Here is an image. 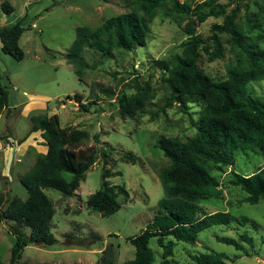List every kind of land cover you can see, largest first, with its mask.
I'll use <instances>...</instances> for the list:
<instances>
[{
    "label": "rangeland",
    "instance_id": "rangeland-1",
    "mask_svg": "<svg viewBox=\"0 0 264 264\" xmlns=\"http://www.w3.org/2000/svg\"><path fill=\"white\" fill-rule=\"evenodd\" d=\"M3 1L14 11L6 15L0 8V27L23 21L26 29L19 40L23 60L16 61L0 51V74L10 86L9 107L0 116V191L10 190L11 197L27 198L20 178L34 165L37 156L46 152L40 133L28 136L33 115H58L62 127L86 132L87 138L78 150L102 148L108 156L107 164L98 158L72 197H63L54 190L44 191L54 205L52 232L56 244L24 247L16 264H102L103 258L109 256L113 264L132 260L134 247L127 240L139 235L152 221L158 202L166 195L158 175L169 166V161L157 143L162 137L186 141L196 134L193 123L198 120L201 106L187 104L183 110L176 102L170 103V93L164 83L166 72L157 65L181 56V44L188 38L189 18L175 22L158 14L150 24L144 46L130 53L112 50V58L105 61L88 53L86 62L96 68L85 70L80 82L72 64L64 58L75 39V29L96 30L105 20L130 13L131 0H0V4ZM177 1L195 7L206 0ZM216 5L224 7L226 14L235 11L234 23L246 43L264 51V0H220ZM222 23L223 16L210 17L198 25L196 34L209 39L212 25ZM217 35L223 48L222 58L209 62L201 52L198 66L209 78L219 82L227 79L230 66L245 65L246 58L228 34ZM139 87H148L149 92L144 111L133 118L120 116L115 100L100 93L101 89H109L134 95ZM248 92L256 99H264V81L252 82ZM75 94L82 95L86 105L90 101L96 105L89 113L79 111ZM94 135H98V143ZM126 153H132L137 162L127 161ZM234 161L232 168L211 172L221 194L201 202L200 207L206 214L228 212L232 216L247 217L255 222L257 229L250 224L238 227L234 223L228 228L212 227L199 234L194 246H176L173 259L178 264H190L191 255L204 252L223 253L236 258L239 264H264V202L246 203V194L228 183L230 170L242 176L250 175L264 167V158L249 151H238ZM103 168L113 176L109 182L124 190L119 196L120 210L109 217L92 214L86 207L89 195L100 187ZM12 229L24 236L29 234L28 229H21L13 222L0 223L3 264H10L11 250L16 243ZM242 233L253 238L252 247L241 243L237 250L218 240L239 241ZM66 235L89 243L98 240V246L96 249L66 246L69 243ZM150 246L154 250L153 264H160L154 243Z\"/></svg>",
    "mask_w": 264,
    "mask_h": 264
},
{
    "label": "trees",
    "instance_id": "trees-1",
    "mask_svg": "<svg viewBox=\"0 0 264 264\" xmlns=\"http://www.w3.org/2000/svg\"><path fill=\"white\" fill-rule=\"evenodd\" d=\"M218 1L206 0L191 7L177 0H131L130 13L111 17L96 30L77 27L75 39L64 57L82 82L84 71L96 68L86 62L88 53L105 61L112 58V50L130 53L136 47L144 46L150 24L158 14L175 22L189 18L188 38L181 44V56H176L170 63L158 62L157 65L166 72L164 83L170 93V103L176 102L183 110L187 104L201 106L198 120L193 123L196 134L186 141L162 137L157 143L169 161V166L158 175L166 195L158 202L152 221L139 235L127 240L134 247V258L122 264H153L151 243L156 247L160 264H178L173 259L176 246H194L199 234L212 227L228 228L234 223L238 227L250 224L257 229L255 222L247 217L232 216L228 212L206 214L200 207L201 202L221 194L220 185L211 172L232 168L236 152L249 151L264 158V99H256L248 92L252 82L264 81V51L246 43L234 23L236 12L226 14L224 7L216 5ZM0 8L6 15L14 11L7 1H3ZM220 16H223V23L212 25L209 39L204 40L196 34L200 23ZM25 29L23 21L0 27V51L4 55L16 61L23 60L19 40ZM217 34H228L246 58L245 65L230 66L227 79L219 82L209 78L198 66L201 52L207 55L209 62L222 58L223 48ZM148 92V87H139L134 95H127L123 90L117 93L100 90L109 100H115L119 115L128 118L144 111ZM74 99L79 103V111L85 113L96 105L95 101L86 105L82 95L75 94ZM9 103L10 86L3 82L0 74V116ZM30 122L28 136L40 133L46 152L39 154L34 165L20 178L27 198L11 197L10 190L0 191V223L13 222L29 231L28 236H24L12 229L16 243L11 250L10 264H16L24 247L56 244L52 232L54 205L44 191L54 190L63 197H72L98 158L107 164L108 157L102 148L78 150L79 144L87 138L86 132L62 127L58 115H33ZM94 141L98 143V135H94ZM125 159L132 164L137 162L132 153H126ZM111 177L103 168L99 189L86 200L90 213L109 217L120 210L119 196L124 190L112 185L108 180ZM228 183L246 194V203L264 202V167L247 176L230 170ZM65 237L69 241L66 246L89 249L98 246V240L89 243L72 235ZM238 239L218 240L237 250L241 243L253 246V238L246 233L240 234ZM235 259L223 253L204 252L191 255L190 264H239ZM0 264L3 263L0 261ZM102 264H113V260L110 256L104 257Z\"/></svg>",
    "mask_w": 264,
    "mask_h": 264
},
{
    "label": "built area",
    "instance_id": "built-area-1",
    "mask_svg": "<svg viewBox=\"0 0 264 264\" xmlns=\"http://www.w3.org/2000/svg\"><path fill=\"white\" fill-rule=\"evenodd\" d=\"M32 27L35 29V24H32Z\"/></svg>",
    "mask_w": 264,
    "mask_h": 264
},
{
    "label": "water",
    "instance_id": "water-1",
    "mask_svg": "<svg viewBox=\"0 0 264 264\" xmlns=\"http://www.w3.org/2000/svg\"><path fill=\"white\" fill-rule=\"evenodd\" d=\"M62 102V101H61ZM61 102H58V105H60Z\"/></svg>",
    "mask_w": 264,
    "mask_h": 264
}]
</instances>
